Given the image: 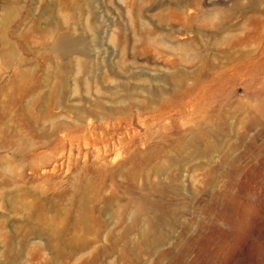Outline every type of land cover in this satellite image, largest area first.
Instances as JSON below:
<instances>
[{
    "label": "rangeland",
    "instance_id": "obj_1",
    "mask_svg": "<svg viewBox=\"0 0 264 264\" xmlns=\"http://www.w3.org/2000/svg\"><path fill=\"white\" fill-rule=\"evenodd\" d=\"M250 80L264 0H0V264H264Z\"/></svg>",
    "mask_w": 264,
    "mask_h": 264
},
{
    "label": "bare ground",
    "instance_id": "obj_2",
    "mask_svg": "<svg viewBox=\"0 0 264 264\" xmlns=\"http://www.w3.org/2000/svg\"><path fill=\"white\" fill-rule=\"evenodd\" d=\"M259 64V63H258ZM256 81L250 80L245 84V92L249 95H256V94H262L264 93V82L260 81V84H262L261 88H258L256 86ZM264 113V108H263Z\"/></svg>",
    "mask_w": 264,
    "mask_h": 264
}]
</instances>
